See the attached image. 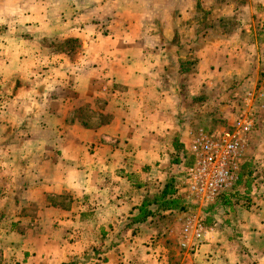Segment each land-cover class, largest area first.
<instances>
[{
	"label": "crops",
	"instance_id": "obj_1",
	"mask_svg": "<svg viewBox=\"0 0 264 264\" xmlns=\"http://www.w3.org/2000/svg\"><path fill=\"white\" fill-rule=\"evenodd\" d=\"M262 89L264 0H0V264H264V99L193 254L142 215Z\"/></svg>",
	"mask_w": 264,
	"mask_h": 264
},
{
	"label": "built area",
	"instance_id": "obj_2",
	"mask_svg": "<svg viewBox=\"0 0 264 264\" xmlns=\"http://www.w3.org/2000/svg\"><path fill=\"white\" fill-rule=\"evenodd\" d=\"M263 99L264 89L250 92L232 124L193 134L179 190L201 210L214 205L239 182L249 137L258 124L256 105ZM209 230L203 215L188 216L179 232L181 249L195 252Z\"/></svg>",
	"mask_w": 264,
	"mask_h": 264
},
{
	"label": "rangeland",
	"instance_id": "obj_3",
	"mask_svg": "<svg viewBox=\"0 0 264 264\" xmlns=\"http://www.w3.org/2000/svg\"><path fill=\"white\" fill-rule=\"evenodd\" d=\"M227 124L228 123H226L225 125H227ZM203 126L206 129H211V128L216 129V122H213V123L209 122V123H206ZM247 157H248V149H247L244 161H243V166H242V171H241V176H240V180L243 179L242 180L243 184L241 185L243 187H240V189L237 190V192L235 194L231 193V192H227L224 195H222V197H224V196H232L234 194L236 198L241 200V199H244L247 196V194H248L247 191L248 190L245 187V185H246L245 182L248 179V176H252V174H251L252 171L250 170V168L248 167L249 169H246V165L245 164H247L246 163L247 162ZM184 159H186V156L184 158V155H183V158L180 160V164H181L182 168H184L185 164H186L185 163L186 160H184ZM181 176H182V170H181V173H180V177ZM240 180H239V182H240ZM239 182L237 183L238 186L240 185ZM178 196L182 200L183 199L185 200V204L186 205L183 206L182 208L180 207V209L178 208V210H176V211L171 212V214L167 216V220H166L167 222L165 224L168 225V229L175 230V231L178 232L175 237L169 239L167 242L170 243L171 248H172V252H176V249H177V251L181 250L182 252H184L186 254H193V252H188V251H185V250L181 249V247L179 245V232H180V230L182 228V225H183V223L185 222V220H186V218L188 216L198 215V214L206 216L209 219V221L212 222L213 219H211L210 216H213L214 212H216L218 210V209H216V203L217 202L214 205L207 206V207H205V208H203L201 210V208H199L196 205L195 202H193L190 199L186 198L187 194L184 191H180L179 190L177 197ZM219 200H220V198H219ZM206 223H207V221H206Z\"/></svg>",
	"mask_w": 264,
	"mask_h": 264
},
{
	"label": "trees",
	"instance_id": "obj_4",
	"mask_svg": "<svg viewBox=\"0 0 264 264\" xmlns=\"http://www.w3.org/2000/svg\"><path fill=\"white\" fill-rule=\"evenodd\" d=\"M188 157H186V160L187 162L188 161ZM186 162V164H187ZM183 176V174H182ZM252 177L251 176H248V179L247 180H250ZM182 180V179H181ZM181 180L180 179H173L167 186L166 188L164 189L163 191V201L160 203V205L158 206V210L156 211H152V210H147L145 211L144 214L142 215H145L143 218L144 219H147L148 217L156 214L158 211H176L178 210V208L180 209V207L182 208L183 206H185V200L181 199L180 197H176L178 195V192H179V186L181 185ZM243 180V179H242ZM242 180H240L239 182V186L236 185L230 192L231 193H236L237 190L240 189V187H242L241 185L243 184L242 183ZM238 186V187H237ZM236 190V191H235ZM233 194V195H234ZM235 196V195H234ZM161 199V200H162ZM143 213V212H142Z\"/></svg>",
	"mask_w": 264,
	"mask_h": 264
}]
</instances>
